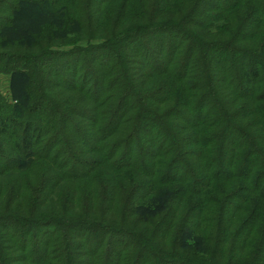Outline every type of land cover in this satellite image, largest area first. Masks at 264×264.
<instances>
[{
	"label": "trees",
	"instance_id": "16d2710c",
	"mask_svg": "<svg viewBox=\"0 0 264 264\" xmlns=\"http://www.w3.org/2000/svg\"><path fill=\"white\" fill-rule=\"evenodd\" d=\"M1 74L0 264H264V0H0Z\"/></svg>",
	"mask_w": 264,
	"mask_h": 264
},
{
	"label": "rangeland",
	"instance_id": "374dc122",
	"mask_svg": "<svg viewBox=\"0 0 264 264\" xmlns=\"http://www.w3.org/2000/svg\"><path fill=\"white\" fill-rule=\"evenodd\" d=\"M27 5L28 6L24 7L23 14H24V16H27L30 19V21H27V19L24 17L25 18L24 23L27 25L26 26L27 31H29V30L34 31V29L36 30L38 28L37 22L40 20L39 8L33 7L30 4H27ZM11 36H14V34L11 33ZM11 81H12V78L9 75H5V74L0 75V90L3 92L4 95L8 96V91H10ZM13 86H14V84H13ZM11 93H12L13 100H14L13 89H12Z\"/></svg>",
	"mask_w": 264,
	"mask_h": 264
},
{
	"label": "built area",
	"instance_id": "2783aa9c",
	"mask_svg": "<svg viewBox=\"0 0 264 264\" xmlns=\"http://www.w3.org/2000/svg\"><path fill=\"white\" fill-rule=\"evenodd\" d=\"M8 94H9V91H8ZM9 97H10V95H9Z\"/></svg>",
	"mask_w": 264,
	"mask_h": 264
}]
</instances>
